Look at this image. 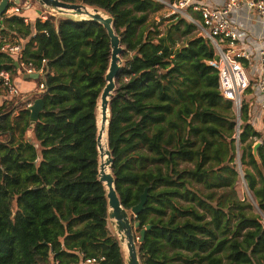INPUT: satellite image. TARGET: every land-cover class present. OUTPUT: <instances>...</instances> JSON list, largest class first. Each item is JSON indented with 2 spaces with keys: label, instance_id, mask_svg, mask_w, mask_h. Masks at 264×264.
<instances>
[{
  "label": "trees",
  "instance_id": "16d2710c",
  "mask_svg": "<svg viewBox=\"0 0 264 264\" xmlns=\"http://www.w3.org/2000/svg\"><path fill=\"white\" fill-rule=\"evenodd\" d=\"M62 1L112 16L122 40L108 146L121 203L139 222L136 237L151 225L137 241L141 264H264V223L254 208L264 211V136L246 99L240 160L251 202L237 191L236 114L219 90L211 41L177 13L157 20L160 0ZM24 17H0V39H28L23 59L0 51V69L15 79L18 61L41 67L46 59L45 89L31 95L43 98L44 109L32 126L24 102L0 105V264H82L93 257L128 264L100 179L108 32L92 19ZM146 188L145 207L134 218Z\"/></svg>",
  "mask_w": 264,
  "mask_h": 264
},
{
  "label": "built area",
  "instance_id": "2783aa9c",
  "mask_svg": "<svg viewBox=\"0 0 264 264\" xmlns=\"http://www.w3.org/2000/svg\"><path fill=\"white\" fill-rule=\"evenodd\" d=\"M1 1V0H0ZM205 0H161L165 6H170L174 12L186 17L197 24L200 34L209 39L218 55L216 64L219 67V90L225 99L231 100L236 114L237 139L240 142L242 121V108L246 98L244 95L251 87L258 91L260 101L256 102L264 109V47L260 48L257 56V69L250 71L244 61L251 60L250 52L242 45V39L247 36L246 28L241 27L232 19L233 10L247 6L250 11L256 12L264 22V0H227L221 6H209L204 4ZM193 11L200 13V19H196ZM21 7L16 0H10L5 12L6 15L21 13ZM28 22L29 18L24 17ZM28 39H0V51L8 53L16 59H23L25 44ZM43 59L41 67L33 63L18 61V74L13 79L12 72L8 69H0V105L13 99L16 102H24V107L29 109L34 100L31 99L34 90L42 91L45 89V82L42 81L46 73ZM38 74V79L31 75ZM40 78V79H39ZM21 82H28L32 87L22 88ZM18 112V111H17ZM98 258H87L82 264H97ZM54 264H59L55 261Z\"/></svg>",
  "mask_w": 264,
  "mask_h": 264
},
{
  "label": "water",
  "instance_id": "95a60500",
  "mask_svg": "<svg viewBox=\"0 0 264 264\" xmlns=\"http://www.w3.org/2000/svg\"><path fill=\"white\" fill-rule=\"evenodd\" d=\"M10 0H1L0 1V17L6 12L9 6ZM19 2V0H16ZM39 2L52 9L57 11L59 14L70 16L76 21L92 19L98 21L104 25L106 28L108 35L111 41L112 54H111V62L106 74V85L102 91L100 97V114L101 121L103 123L102 128L99 127L98 134V148L100 152V159L107 154L106 163L103 164L102 161L100 163V179L104 182L106 188L108 189V197H109V216L110 219L115 223L117 233L121 239L123 245H126L127 248V263L128 264H141L139 251L137 247V239L139 242H142L146 236V230L151 227L148 225L147 227L141 229L140 236L136 237L135 229L139 226V222L135 224L132 223L130 213L121 203L120 197L117 193L116 182L114 174L112 173V165H113V157L112 153L108 146V127L110 122V101L114 96V92L117 86V78L120 74L123 59L122 53L124 47L122 46V40L119 34L116 32L114 27V20L112 16L105 14L102 10L98 8H91L85 4H72L68 2H64L62 0H39ZM32 78L37 79L39 77L38 74L31 75ZM44 109V100L43 98H37L32 106L29 108L30 110V119L32 122V126L35 124L36 120H38L41 111ZM106 130L107 133V149L103 151L101 146V138L103 132ZM261 142H258L254 145V154H258V148L260 147ZM109 166V170L107 171L105 166ZM148 198V188L141 195L140 202L132 208L133 217L136 218L137 215L144 209L146 201Z\"/></svg>",
  "mask_w": 264,
  "mask_h": 264
},
{
  "label": "crops",
  "instance_id": "0c3cea01",
  "mask_svg": "<svg viewBox=\"0 0 264 264\" xmlns=\"http://www.w3.org/2000/svg\"><path fill=\"white\" fill-rule=\"evenodd\" d=\"M226 2L227 0H205L204 4L209 6H221ZM193 13L195 18L199 20L200 13L198 11H193ZM38 14V11H33L32 9L24 12V15L27 16L29 18V21L32 23H34L35 20L39 17ZM232 19L237 22L241 27L247 29L248 35L245 36L244 39H242L239 45L244 46L250 52L251 60H245L244 63L250 71L254 72V70L257 69L258 51L260 50V48L264 47V22L263 20H261V18L256 12L250 11L247 6H243L233 10ZM21 83L25 84L28 82ZM260 98L261 97L258 93L255 100L257 99V101L259 102ZM258 105L259 104H257L256 102L255 105L251 106V123L253 124L255 129L261 132L264 136V109ZM258 142H261L262 144V139H257L255 144ZM255 156L258 158V154Z\"/></svg>",
  "mask_w": 264,
  "mask_h": 264
},
{
  "label": "rangeland",
  "instance_id": "374dc122",
  "mask_svg": "<svg viewBox=\"0 0 264 264\" xmlns=\"http://www.w3.org/2000/svg\"><path fill=\"white\" fill-rule=\"evenodd\" d=\"M161 1V0H160ZM19 3L21 5V11L24 13L27 10H33V11H38L39 14L38 16L42 17L43 19H46V17L51 13V14H59L57 11L52 10L44 5H42L39 0H19ZM166 5V4H165ZM175 13L174 9L171 8L170 6H165L164 9H162V11H160L159 13H157V15H155V17L157 18V20H160L163 16L169 15ZM182 15V14H181ZM180 15V16H181ZM194 15V13H193ZM182 17V16H181ZM184 18V17H183ZM186 20H189L185 17ZM190 21V20H189ZM197 33L200 34L199 29H197ZM23 89H26L28 87H32L31 83H25V84H21ZM258 95V91H256L255 89H253L251 92H247L244 97L250 101L253 102L255 100V98ZM234 109V108H233ZM235 112V111H234ZM29 136L31 139H33L32 133L29 132ZM234 137L237 139V126H236V134L234 135ZM238 144L237 147V152H236V162H237V168L240 171V177L239 180L237 182V191H238V195L241 199L247 200V201H253L252 200V196H251V192L247 186V182L244 178V173H243V166L241 164V154H242V150H241V144L240 142L236 141ZM185 164V163H183ZM254 208L255 211L261 215V220L264 223V211H262L257 204L254 203ZM112 228L116 230V225L115 223L112 221ZM117 232V230H116ZM138 241V239H137ZM124 251H125V255L127 257V248L126 245H123Z\"/></svg>",
  "mask_w": 264,
  "mask_h": 264
},
{
  "label": "bare ground",
  "instance_id": "6f19581e",
  "mask_svg": "<svg viewBox=\"0 0 264 264\" xmlns=\"http://www.w3.org/2000/svg\"><path fill=\"white\" fill-rule=\"evenodd\" d=\"M102 121H101V116H99V127L102 128ZM101 146L103 148V151H105L107 149V133H106V130L103 132V135H102V138H101ZM106 160H107V154H104V156L102 157L101 161L103 164L106 163ZM106 170L108 171L109 170V166L106 165L105 166Z\"/></svg>",
  "mask_w": 264,
  "mask_h": 264
}]
</instances>
